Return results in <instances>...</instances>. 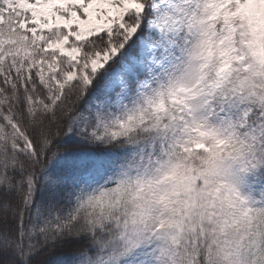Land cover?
Returning <instances> with one entry per match:
<instances>
[{
	"label": "snow or ice",
	"instance_id": "1",
	"mask_svg": "<svg viewBox=\"0 0 264 264\" xmlns=\"http://www.w3.org/2000/svg\"><path fill=\"white\" fill-rule=\"evenodd\" d=\"M0 264H264V0H0Z\"/></svg>",
	"mask_w": 264,
	"mask_h": 264
}]
</instances>
